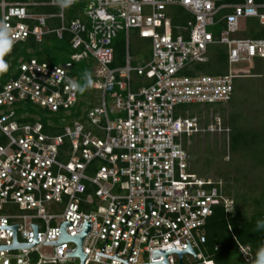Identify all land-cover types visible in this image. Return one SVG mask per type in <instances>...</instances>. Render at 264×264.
Wrapping results in <instances>:
<instances>
[{
  "label": "built area",
  "instance_id": "2783aa9c",
  "mask_svg": "<svg viewBox=\"0 0 264 264\" xmlns=\"http://www.w3.org/2000/svg\"><path fill=\"white\" fill-rule=\"evenodd\" d=\"M83 5L81 17L66 20V10ZM55 8L37 13L35 8ZM61 9L47 2L0 0V22L12 29L14 45L33 37L40 42L52 33L70 36L75 62L93 60L91 92L96 105L85 114L84 123L67 125L61 135L42 132V125H21L15 104L27 101L50 113L69 111L78 95L70 87L76 79L64 67L34 59L23 62L15 79L0 84V227L16 226V242L27 249L0 251V264H79L67 257L76 244L43 245L58 241L64 222L67 236L90 231L82 241L84 264H123L95 255L102 251L106 232L118 205L102 251L104 256L127 264L162 262L152 251L187 244L194 255L184 254L182 264H214L203 254L204 228L216 206L231 214L233 201L224 194L221 179L199 177L190 170L184 140L197 135H221L228 151L229 128L215 117L201 124L181 109L189 105L228 102L234 78L228 74L184 75L194 64L207 59L210 46L227 51V63H251L264 59V38L241 36L245 21L256 19L264 27V0H75ZM170 7L192 16L172 34ZM57 19L51 29L48 21ZM221 25L219 35L209 30ZM135 32L149 42V58L135 63L130 35ZM125 38L124 63L113 67L112 44L118 34ZM138 84L137 87H135ZM12 245V231L0 230V246ZM174 246V247H173ZM244 259L249 249L239 247ZM196 257V258H195ZM167 264H179L169 253Z\"/></svg>",
  "mask_w": 264,
  "mask_h": 264
},
{
  "label": "trees",
  "instance_id": "16d2710c",
  "mask_svg": "<svg viewBox=\"0 0 264 264\" xmlns=\"http://www.w3.org/2000/svg\"><path fill=\"white\" fill-rule=\"evenodd\" d=\"M8 2H47L48 0H6ZM234 1V0H227ZM83 5L76 3L66 10V20L81 17ZM37 13H49L56 11L55 8L40 7L35 8ZM168 15L171 18L172 34H180L177 27H183L192 16L181 8L170 7ZM48 26L54 29L59 26L57 19L48 21ZM214 36L219 35L221 25L209 29ZM244 38L259 39L264 38V27L256 19L249 18L245 21V30L241 33ZM131 38L133 41L131 42ZM130 52L135 63L149 58V42L140 39L135 32L130 35ZM113 67L122 66L124 63L125 38L123 33L117 35L113 44ZM74 51L70 45V36L65 33L61 39H57L52 33L43 36L40 42L33 37L15 45L11 52L4 57L9 68L7 72L0 74V84H5L17 75V69L23 62L31 59L37 62H45L50 66H70L66 69L68 74L75 78L77 84L85 86L84 73H90L94 82L93 60H82L75 62L72 59ZM227 51L225 48L214 45L207 51V59L203 63H197L191 69L183 72L184 75L204 74L209 76H221L228 74L230 67L227 63ZM256 61L264 62V59ZM254 74L255 70H251ZM239 78L235 76L234 80ZM138 84L135 86L137 87ZM91 87H85L83 93L77 92L78 100L76 104L67 112L58 111L50 113L27 101L15 104L16 121L21 125H33L40 123L42 132L47 135L57 136L63 133L67 125H72L79 121L84 123L86 112L93 108L97 101L91 92ZM234 92V90H233ZM232 98V97H231ZM231 100V99H230ZM228 101L231 103V101ZM227 103V102H226ZM222 103L214 104L221 105ZM197 105L182 106L181 109L188 111L189 116L194 117L192 110ZM212 106V105H209ZM240 114H233L228 119L229 128L228 152L231 156L227 164L222 163L225 151H217L207 143L203 145L202 154L199 155L197 148H188L187 142L194 138L184 140L190 158V170L199 177L210 178L206 175L214 170L216 175L223 179L228 178L232 172L240 173L244 167H249L247 172L252 175L255 183L244 186L238 184L239 180L235 176L231 177L234 181L232 185L224 183V194L233 201L231 214H225L223 207L216 206L212 216L207 220L204 228L206 242L203 247L207 250L205 256L214 264H253L256 254L264 246V223L257 225L258 221H264V127L258 129L244 128L239 125ZM200 122V121H199ZM207 123V121L205 122ZM207 135V134H206ZM199 136V135H197ZM223 143L225 137L222 136ZM4 140L0 138V144ZM196 156L193 161L191 157ZM232 169V171H231ZM221 170L225 171L222 172ZM223 178V179H222ZM219 179V178H218ZM258 227V228H257ZM249 249V257L244 259L239 251V247Z\"/></svg>",
  "mask_w": 264,
  "mask_h": 264
},
{
  "label": "rangeland",
  "instance_id": "374dc122",
  "mask_svg": "<svg viewBox=\"0 0 264 264\" xmlns=\"http://www.w3.org/2000/svg\"><path fill=\"white\" fill-rule=\"evenodd\" d=\"M133 39L131 38V42ZM253 61L251 63L232 65V74L238 76L234 80V92L231 98V103H222L219 105H197L195 109L192 110L193 115L197 117L201 124L206 121L209 122L215 117H220L224 124H228V119L233 114H240L239 125L244 128L258 129L264 127V62ZM255 70L254 74L251 71ZM189 113V112H188ZM221 135H199L194 136L192 140L187 142V147L197 148L199 150V155L202 154V148L204 144H208L210 147L216 148L217 151H225L224 157L222 158V163L227 164L231 161L230 154L227 151V141L223 143ZM226 139V138H225ZM223 154V152H222ZM194 161L196 156L191 157ZM247 170L249 167H244V171L240 173L232 172V175L223 179V183L227 185H232L234 181L231 177L235 176L239 180L238 184L241 186H249L255 183L252 175H250ZM222 172H225L221 170ZM232 171V169H231ZM212 179H220L214 170H211L207 175ZM203 254H206V249L203 247ZM249 259H251L249 257ZM77 264V263H74Z\"/></svg>",
  "mask_w": 264,
  "mask_h": 264
},
{
  "label": "water",
  "instance_id": "95a60500",
  "mask_svg": "<svg viewBox=\"0 0 264 264\" xmlns=\"http://www.w3.org/2000/svg\"><path fill=\"white\" fill-rule=\"evenodd\" d=\"M64 68L70 69L71 67L70 66H64ZM118 205H124V204H116V209H117ZM148 205H149V218H150V209H151V205H153V204H148ZM116 209H115V212H116ZM115 212H114V214H115ZM135 212H137V210H132V213L130 214V216L133 213H135ZM114 214H113V217H114ZM113 217H112V219H113ZM129 217L127 218V220L129 219ZM112 219H111V222H112ZM148 219L145 222H147ZM127 220H126V222H127ZM111 222H110V224H111ZM126 222H125V224H126ZM145 222H143L142 224H144ZM110 224H109V227H110ZM125 224H124V226H125ZM142 224H140L138 226V228ZM70 225H71V222H64V223H62L60 225L59 230H58V241H56V242H45V243H43V245H60V244L67 243V242H73V243L76 244V251L74 253H72V254H68L67 257H78L79 258V264H84V261L86 259V255L82 254V241H83V238L85 237V235L90 231V223L89 222H84L83 223L81 233H79L77 235H74V236H67L65 234V228L67 226H70ZM17 226L18 225H16V226H10V227H0V230H11L12 231V245H10V246H0V251H6V250H11V249H27V248H30V247L34 246L35 244H38L39 243V242L36 241V229H37V226L30 225L32 227V229H33V240H32V243L31 244H18L16 242V233H15V229H16ZM124 226H123V228L121 230V233H120V236H119V242H118L117 250H118L119 245H120V238H121V234H122V231L124 229ZM109 227L107 229V232L109 230ZM138 228L136 229V231L134 233L133 240H134V237H135V234H136ZM107 232H106L104 246H105L106 241H107ZM133 240H132V245H133ZM132 245H131V250H132ZM104 246L102 248V251L104 249ZM117 250H116L115 255L113 257L104 256L102 254V251L99 254L95 253V255L102 256V257L109 258V259L116 260V261H120L123 264H127L128 258H129L130 254H131V250L129 252L127 261H124V262L121 261V260H119V259H117L115 257L116 256V253H117ZM169 253H176L179 256V264H182L181 263V257L184 254L194 255V251L190 248V246L188 244H187L186 249H184L182 251L175 250V248L170 249V250H166V251H161V250L160 251H152L151 252L152 259H156V258L162 257L163 258V261L162 262H157V263H150V264H167L166 263V256Z\"/></svg>",
  "mask_w": 264,
  "mask_h": 264
},
{
  "label": "clouds",
  "instance_id": "9594fccd",
  "mask_svg": "<svg viewBox=\"0 0 264 264\" xmlns=\"http://www.w3.org/2000/svg\"><path fill=\"white\" fill-rule=\"evenodd\" d=\"M53 2L61 9H65L69 7L72 3H74L75 0H53ZM11 33L12 29L10 28V26L4 22H0V74L7 72L9 68V65L5 61L4 57L11 52L14 45V40L12 39ZM84 79L86 82L84 87H81L74 81L69 82L70 87L74 93L76 91L83 93L85 87H91L93 83L91 79V74L85 72ZM260 223H264V221H258L257 225ZM253 264H264V246H262L256 254V259L253 261Z\"/></svg>",
  "mask_w": 264,
  "mask_h": 264
}]
</instances>
